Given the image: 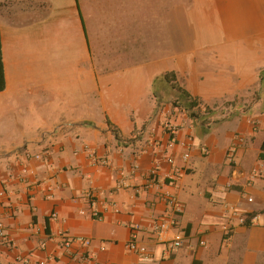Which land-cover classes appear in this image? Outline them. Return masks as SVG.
I'll return each mask as SVG.
<instances>
[{
    "label": "crops",
    "instance_id": "1",
    "mask_svg": "<svg viewBox=\"0 0 264 264\" xmlns=\"http://www.w3.org/2000/svg\"><path fill=\"white\" fill-rule=\"evenodd\" d=\"M71 3L45 22L68 20L70 10L76 11ZM190 4L195 35L188 50L179 38L173 51L153 52L135 26L128 42L111 54L112 65L108 59L106 67L84 72L81 80L95 79L98 89L90 90L88 83L85 94L93 97L96 90L98 103L79 114L68 106L59 112L61 103L16 135L0 130V216L6 231L0 264L26 259L70 264L60 248L65 235L77 240L76 263L89 255L99 264H264V89H256L264 72V0ZM50 10L38 0H0V15L15 25ZM20 28L0 22L5 76L0 94L8 83L4 46L30 33ZM166 74L170 82L160 87L159 106L153 83ZM170 86L187 91L198 105L188 111L175 107L176 99L165 96ZM139 88L143 97L135 96ZM155 107L161 115L153 118ZM191 161L216 168L201 194L210 204L179 201L195 173ZM167 195L181 204L178 229L187 232L183 247L169 256L149 228L169 211ZM241 218L252 220L242 225ZM135 226L147 259L127 247Z\"/></svg>",
    "mask_w": 264,
    "mask_h": 264
},
{
    "label": "rangeland",
    "instance_id": "2",
    "mask_svg": "<svg viewBox=\"0 0 264 264\" xmlns=\"http://www.w3.org/2000/svg\"><path fill=\"white\" fill-rule=\"evenodd\" d=\"M38 1L47 2L51 8L42 18L15 25L13 20L0 15L2 25L21 27L22 32L30 31L18 36L17 42L4 46L8 78L7 88L0 94V130L4 133L12 131L16 135L22 132L23 128L34 124L42 115L54 113L61 103L65 106L58 108L59 112L68 106L70 109L77 108L78 114L86 106L98 103L100 97L96 91V80L91 77L81 80L84 72L102 69L109 62L112 65L113 53L121 50V41L128 42L130 34L136 31L135 26L143 41L147 37L150 39L148 48L153 52L173 51L178 47L179 38L185 39L181 48L186 45L185 49L188 50L189 46H193L195 32L192 28L191 0ZM69 3L73 4L76 11L70 10V14H74L68 20L57 24L49 22L50 19L45 22L47 18H55L58 12L65 13L59 11L58 7ZM133 7L137 8L135 12ZM163 77H158L159 80L153 83V96L155 90L161 93ZM207 77L213 80V76ZM104 81H108L107 77H104ZM88 83L90 90L96 89L93 97L85 94ZM261 86L259 83L256 89ZM142 91L144 89L139 88L135 96L143 97L145 93ZM249 93L254 95L256 92L248 90ZM177 96L176 91L169 95L171 99ZM146 109L147 105L137 108L139 112ZM160 109L155 107L153 118L161 115ZM226 109L230 114L231 108ZM93 111L98 112L96 107ZM190 166H193V161ZM193 167L196 168L195 173L187 178V188L180 194L179 201L195 200L197 204H210L209 199L201 194L207 189L208 180L213 178V169L216 171V168H213V164L200 163ZM193 209L194 212L200 211L199 205ZM219 236L221 238V234ZM208 241L213 242V234L207 238Z\"/></svg>",
    "mask_w": 264,
    "mask_h": 264
},
{
    "label": "built area",
    "instance_id": "3",
    "mask_svg": "<svg viewBox=\"0 0 264 264\" xmlns=\"http://www.w3.org/2000/svg\"><path fill=\"white\" fill-rule=\"evenodd\" d=\"M188 155L185 156V159H188ZM35 158L40 159V156H35ZM251 201V200H250ZM166 203L167 206L169 207V211L161 216L160 218L156 219L155 221H152L149 225V228L152 232V234L157 238L160 239L165 245H167L166 250H165V255L169 256L176 250H179L183 247L184 242H185V232L183 231H178V233L175 235V237L171 240L167 239V234L171 232L172 230L178 229L179 226V221L177 215H180L183 213V208L181 204L178 202L175 196L173 195H167L166 196ZM171 210V211H170ZM57 215L56 213H53L51 215V218H56ZM240 223L244 224L245 219L241 218ZM139 231L140 227L135 226L132 228V234L131 238L127 244V247L130 251L136 253L139 255L142 259H147L148 258V249L146 245L142 244L139 241ZM224 231L226 233L230 232V226L226 225L224 226ZM5 227L3 220L0 216V240H4L6 237L5 233ZM77 243V240L68 237V236H63L61 243H60V248L64 251L65 254H68L69 258L72 260L70 264H85V263H92L93 264H99L93 261V258L89 255H80L78 257L79 263L74 262L75 257L77 256V253L73 251V246ZM83 245H89V241L83 242ZM24 264H31L30 260H22ZM35 264H48V261H37ZM55 264H60L59 262H56Z\"/></svg>",
    "mask_w": 264,
    "mask_h": 264
},
{
    "label": "trees",
    "instance_id": "4",
    "mask_svg": "<svg viewBox=\"0 0 264 264\" xmlns=\"http://www.w3.org/2000/svg\"><path fill=\"white\" fill-rule=\"evenodd\" d=\"M163 79H164V82L166 81L169 84L170 79H169V75L168 74L164 75ZM158 80L159 79H156L155 82H157ZM260 83L262 84L261 89H264V72L260 75ZM168 88H169V91L167 93H165L166 97L169 96V94L172 91L173 92L176 91V93H178V96H177V98H176V100L174 102V106L175 107L182 108V109H184V111H188V110H192L193 107H196L198 105V102L195 101L194 99H192V97L188 94L187 91L182 90L180 88H177L176 86L175 87L174 86H170ZM4 89H5V76H4V65H3V58H2L1 36H0V92L4 91ZM155 92H156L155 93V97H157V99L160 101V99L158 98L159 93L156 90H155ZM159 103H162V102L160 101ZM182 105L184 106V108L182 107ZM190 116L193 117V118L197 117L194 113H191ZM174 131H175V127L172 126V129L169 130V132H174ZM151 174L153 176H155L156 175V171L155 170L152 171ZM181 214L177 215L178 221L180 219ZM243 219H245V223L242 224V225H246L248 221L251 222V220H252V219L249 220L247 218H243ZM227 225H229L231 227L230 224H227ZM185 237L187 238V232H185Z\"/></svg>",
    "mask_w": 264,
    "mask_h": 264
}]
</instances>
